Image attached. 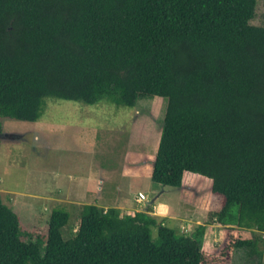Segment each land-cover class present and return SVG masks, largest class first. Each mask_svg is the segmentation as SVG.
<instances>
[{
  "label": "trees",
  "instance_id": "obj_1",
  "mask_svg": "<svg viewBox=\"0 0 264 264\" xmlns=\"http://www.w3.org/2000/svg\"><path fill=\"white\" fill-rule=\"evenodd\" d=\"M259 2L0 0V130L4 119L39 122L49 99L134 109L166 98L152 181L184 196L200 185L202 209L220 196L212 216L224 226L210 247L148 211L85 204L70 238L71 213L55 208L47 229L26 240L0 196V264H233L239 250L263 258Z\"/></svg>",
  "mask_w": 264,
  "mask_h": 264
},
{
  "label": "rangeland",
  "instance_id": "obj_2",
  "mask_svg": "<svg viewBox=\"0 0 264 264\" xmlns=\"http://www.w3.org/2000/svg\"><path fill=\"white\" fill-rule=\"evenodd\" d=\"M255 23L264 25V0ZM167 106L166 98L142 99L134 109L49 99L39 122L2 120L0 196L32 235L24 238L34 240L36 230L47 229L53 209L62 208L71 213L63 232L68 239L81 207L96 203L122 213L148 211L159 224L218 247L224 226L212 214L222 198L212 196L202 209L200 185L188 187L184 196L180 188L152 181ZM255 237L263 258L239 250L233 264H264V232L255 231Z\"/></svg>",
  "mask_w": 264,
  "mask_h": 264
},
{
  "label": "built area",
  "instance_id": "obj_3",
  "mask_svg": "<svg viewBox=\"0 0 264 264\" xmlns=\"http://www.w3.org/2000/svg\"><path fill=\"white\" fill-rule=\"evenodd\" d=\"M141 201V199H139Z\"/></svg>",
  "mask_w": 264,
  "mask_h": 264
},
{
  "label": "crops",
  "instance_id": "obj_4",
  "mask_svg": "<svg viewBox=\"0 0 264 264\" xmlns=\"http://www.w3.org/2000/svg\"><path fill=\"white\" fill-rule=\"evenodd\" d=\"M94 204H96V203H94Z\"/></svg>",
  "mask_w": 264,
  "mask_h": 264
}]
</instances>
